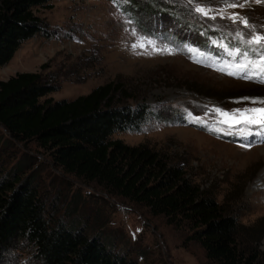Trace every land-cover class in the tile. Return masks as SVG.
Listing matches in <instances>:
<instances>
[{"label": "rangeland", "instance_id": "obj_1", "mask_svg": "<svg viewBox=\"0 0 264 264\" xmlns=\"http://www.w3.org/2000/svg\"><path fill=\"white\" fill-rule=\"evenodd\" d=\"M132 3L133 8L127 7L134 17L124 9L125 0H50L48 8H33L45 31L20 44L0 66V80L17 72H38L58 86L45 95L54 100L72 99L107 81H120L134 97L129 104H146L157 116H150L138 132H116L112 137L129 145L146 143L181 161L187 176L200 188L213 191L224 208L237 214L239 222L253 232L248 242L264 253V135L242 139L247 132L245 118L234 112L264 107V82L244 78L236 66L237 61H247L235 51L237 44L246 47L235 31L247 36L249 29L227 19L236 13L256 26V34L264 35V0ZM232 3L245 7L226 6ZM197 4L213 11L208 16L196 13ZM195 27L196 34L208 35L209 44L206 48L187 44L197 49L189 53L180 39L183 30L193 32ZM153 38L155 43L150 44ZM132 44L137 47L133 49ZM165 46L172 54L157 51ZM258 71L264 79V66ZM253 140L250 147L241 146ZM12 149L16 157L9 156V164L20 151L37 156L34 163L43 162V187L58 199L66 181L59 169L33 143H15ZM74 184L83 191L90 188L78 181ZM106 199L114 204L106 213L108 229L129 245L130 256L138 264H217L205 257L196 241L188 239L187 230L166 224L162 217H152L124 199ZM138 249L145 251V259L134 253ZM0 264L36 262L18 243Z\"/></svg>", "mask_w": 264, "mask_h": 264}, {"label": "trees", "instance_id": "obj_2", "mask_svg": "<svg viewBox=\"0 0 264 264\" xmlns=\"http://www.w3.org/2000/svg\"><path fill=\"white\" fill-rule=\"evenodd\" d=\"M49 1L0 0V66L22 42L45 31L33 8H48ZM128 4L134 7L128 0L124 9L134 17ZM197 30H183L180 43L208 47V35ZM56 88L38 72L0 80V261L20 243L36 264H138L129 245L108 229L106 213L114 204L106 198H118L187 230L209 261L264 264V253L247 240L253 232L187 176L181 161L146 143L112 137L138 132L156 115L146 104H129L134 97L120 81L72 99L45 97ZM15 143H33L66 177L58 199L43 187L37 156L20 151L9 164ZM134 253L145 259L143 249Z\"/></svg>", "mask_w": 264, "mask_h": 264}, {"label": "snow or ice", "instance_id": "obj_3", "mask_svg": "<svg viewBox=\"0 0 264 264\" xmlns=\"http://www.w3.org/2000/svg\"><path fill=\"white\" fill-rule=\"evenodd\" d=\"M127 2L128 0H125V3ZM191 2L192 0H188L189 5L191 4ZM226 6L228 8L245 7L244 4H236V3L227 4ZM210 11H213V9L210 8L206 10L204 7L200 6L199 4L195 5L196 13H200L203 14L204 16H208ZM211 18L215 19L214 16ZM221 18L223 19L225 17L221 15ZM227 19L231 20L233 23H237L239 21L241 24L244 25L245 28L249 29L247 36L239 30L235 31V36L237 38L242 39L244 44L246 45L244 49H241L237 44L235 51L236 53L241 54V58L243 61H247V63L237 61L236 66L244 72V78L246 79L256 78V79H260L261 82H264V79H261V74L258 71L262 66H264V35L256 34L257 32L256 26L251 25L247 18L239 16L236 13H232L227 17ZM144 35H152V34L144 33ZM249 36L250 38H248ZM149 43L150 44L155 43L154 38L152 40H149ZM140 46L143 47V45ZM136 47L137 44H132L133 49H135ZM184 47L187 49L189 53L197 50L192 47H189L187 44H185ZM157 51H166L168 54H172V49H169L167 46H165V48L162 50L157 49ZM229 55H233V54L229 53ZM249 72H251L252 75H249ZM228 75H238V73L229 72ZM253 103H255V101H253ZM216 111H221V110L216 109ZM234 112H240L241 115L244 116L245 118V123L247 125V132L246 135L242 137V139L247 140L248 137H258L264 135V107L236 109L234 110ZM189 115H191V113H189ZM225 115H227V113H225ZM253 142L255 141L254 140L250 141L247 144H242L241 146L250 147L251 143Z\"/></svg>", "mask_w": 264, "mask_h": 264}]
</instances>
